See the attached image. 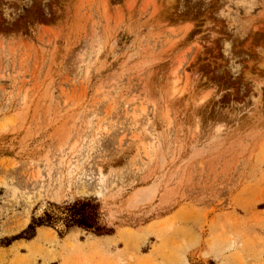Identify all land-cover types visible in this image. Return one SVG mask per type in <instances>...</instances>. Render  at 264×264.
<instances>
[{"label": "rangeland", "instance_id": "rangeland-1", "mask_svg": "<svg viewBox=\"0 0 264 264\" xmlns=\"http://www.w3.org/2000/svg\"><path fill=\"white\" fill-rule=\"evenodd\" d=\"M0 264H264V0H0Z\"/></svg>", "mask_w": 264, "mask_h": 264}, {"label": "trees", "instance_id": "trees-1", "mask_svg": "<svg viewBox=\"0 0 264 264\" xmlns=\"http://www.w3.org/2000/svg\"><path fill=\"white\" fill-rule=\"evenodd\" d=\"M82 207H84V206H82ZM83 211H84L83 209L76 210L74 212V214H72L71 217H72V219H74V221H75L74 224L75 225H78L79 227H83V228L88 229V230L94 229L96 232H100L102 234H107L108 233V232H105L106 231L105 228H102V227H99L98 226V222L95 220V219H97V216L96 215H94V218H91L90 221H87L85 219L76 220L77 217L80 214H82ZM51 222H52V219H48L47 221H43L41 219L38 220V221H33V223L28 227L27 230H25L20 235L15 236L12 239L8 240L9 241V244L12 241L19 240V239H24L25 238L24 236H27V235L29 237L28 239L34 238V236L36 234V229L38 227L44 226L45 224L51 225Z\"/></svg>", "mask_w": 264, "mask_h": 264}, {"label": "crops", "instance_id": "crops-1", "mask_svg": "<svg viewBox=\"0 0 264 264\" xmlns=\"http://www.w3.org/2000/svg\"><path fill=\"white\" fill-rule=\"evenodd\" d=\"M17 242H20V241H17Z\"/></svg>", "mask_w": 264, "mask_h": 264}]
</instances>
